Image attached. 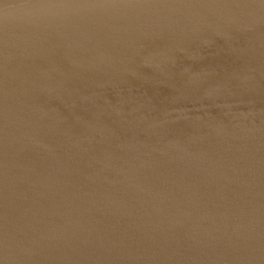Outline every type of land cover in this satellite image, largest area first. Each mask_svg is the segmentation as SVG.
Segmentation results:
<instances>
[{
  "label": "water",
  "instance_id": "1",
  "mask_svg": "<svg viewBox=\"0 0 264 264\" xmlns=\"http://www.w3.org/2000/svg\"><path fill=\"white\" fill-rule=\"evenodd\" d=\"M0 264H264V0H0Z\"/></svg>",
  "mask_w": 264,
  "mask_h": 264
},
{
  "label": "bare ground",
  "instance_id": "2",
  "mask_svg": "<svg viewBox=\"0 0 264 264\" xmlns=\"http://www.w3.org/2000/svg\"><path fill=\"white\" fill-rule=\"evenodd\" d=\"M173 201V200H172ZM176 209V208H175Z\"/></svg>",
  "mask_w": 264,
  "mask_h": 264
}]
</instances>
